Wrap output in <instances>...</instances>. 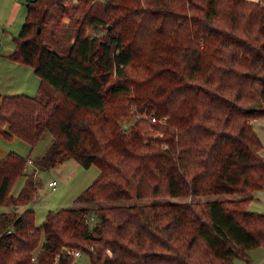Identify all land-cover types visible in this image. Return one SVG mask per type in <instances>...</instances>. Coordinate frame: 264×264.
Listing matches in <instances>:
<instances>
[{
	"label": "trees",
	"instance_id": "obj_1",
	"mask_svg": "<svg viewBox=\"0 0 264 264\" xmlns=\"http://www.w3.org/2000/svg\"><path fill=\"white\" fill-rule=\"evenodd\" d=\"M65 1L26 2L8 57L29 65L40 83L35 95H0V135L34 148L50 132L34 160L39 169L73 158L99 172L75 198L85 207L48 211L37 225L33 209L16 210L36 200L35 172L10 193L29 157H1L0 206L13 210L0 212V264H72L74 249L91 264L247 259L264 246V214L248 210L250 197L119 201L264 187L262 143L251 125L264 116V4L78 0L84 12L62 53L42 29L51 6ZM88 204L97 206L92 226Z\"/></svg>",
	"mask_w": 264,
	"mask_h": 264
},
{
	"label": "rangeland",
	"instance_id": "obj_2",
	"mask_svg": "<svg viewBox=\"0 0 264 264\" xmlns=\"http://www.w3.org/2000/svg\"><path fill=\"white\" fill-rule=\"evenodd\" d=\"M251 1L256 2V0ZM257 1L264 4V0ZM26 2L27 0H17V2L14 0L0 1V95L9 93L22 94L24 92H31V95L32 93L35 95L39 88L40 78L34 74L32 68L29 65L21 64L8 57V54L11 53L15 47L14 37L20 31L21 25L25 19ZM78 2V0H66L61 6L58 4L52 5L50 15L45 23H43V40L50 44L52 49L54 48L58 52L67 53L79 28L77 19L82 16L84 9H75V5ZM12 3L14 4L13 8ZM98 33L102 34L104 31L100 30ZM89 34L92 36L96 35L94 31H89ZM251 125L254 127L259 140H261L262 149L259 155L264 158V116L252 119ZM51 142L52 134L50 132H45L34 148H31L27 142L17 137L6 139L0 135V158L13 151L24 158L29 157L28 159L31 161L30 163L27 162L24 173L16 177L10 193L14 195L18 194L17 192L23 186L27 173L34 171L36 177H38L36 200L24 205L25 208L34 210V222L37 225L43 223L42 221L48 211H58V209L61 208L85 207V204L77 202L75 198L94 181L99 172L97 166L91 165L84 168L73 158L64 160L48 169H39L34 160L38 159L41 154L47 150ZM50 181H56L57 185L55 189L49 187L48 183ZM242 197H250L251 199V202L247 206L248 210L264 214V187L260 189V191H240L233 194L223 193L209 195L208 197H157L119 202H126L125 204L128 205H143L153 202H193L209 199L230 200ZM86 206L89 207L92 212V222H90V226H92L96 220L99 219L98 213L95 210L97 206H93L92 204ZM22 207L23 206H19L16 210L22 211ZM10 209L13 210L10 206H0V212ZM43 239L44 238H42L41 242ZM40 247L41 245H38L37 248L33 250V253L36 254ZM232 262L233 264H264V246L260 245L249 250L247 259L234 258ZM72 264H91V261L86 253H81L80 256H75V260Z\"/></svg>",
	"mask_w": 264,
	"mask_h": 264
},
{
	"label": "built area",
	"instance_id": "obj_3",
	"mask_svg": "<svg viewBox=\"0 0 264 264\" xmlns=\"http://www.w3.org/2000/svg\"><path fill=\"white\" fill-rule=\"evenodd\" d=\"M149 119H150L152 122H156V121H157V119H156V117H155L154 115H150ZM27 162L30 163L31 161L28 159ZM48 185H49V187H51V189H55L57 183H56V181H50V182L48 183ZM71 252L73 253L74 257H75V256H80V255H81V251H78V250H75V249L72 250ZM33 259H34V257H33Z\"/></svg>",
	"mask_w": 264,
	"mask_h": 264
},
{
	"label": "crops",
	"instance_id": "obj_4",
	"mask_svg": "<svg viewBox=\"0 0 264 264\" xmlns=\"http://www.w3.org/2000/svg\"><path fill=\"white\" fill-rule=\"evenodd\" d=\"M0 1H2V0H0ZM15 2H17V0H14ZM257 1V0H256ZM14 7V4L12 3V8ZM35 74V73H34ZM36 75V74H35ZM38 77V76H37ZM30 92V91H29ZM25 94H28V95H31V92L30 93H27V92H24ZM24 93H22V94H24ZM9 94H16V93H9ZM9 94H7V95H9ZM34 93H32V95H33ZM42 155V154H41ZM257 191V190H256ZM258 191H260V190H258ZM255 198H258V197H255ZM17 207H19V206H17ZM16 207V208H17ZM23 209L25 208L24 206L22 207ZM19 209V208H18ZM20 210V209H19ZM4 211H11V209L10 210H4Z\"/></svg>",
	"mask_w": 264,
	"mask_h": 264
},
{
	"label": "water",
	"instance_id": "obj_5",
	"mask_svg": "<svg viewBox=\"0 0 264 264\" xmlns=\"http://www.w3.org/2000/svg\"><path fill=\"white\" fill-rule=\"evenodd\" d=\"M37 30H39V28H37Z\"/></svg>",
	"mask_w": 264,
	"mask_h": 264
}]
</instances>
